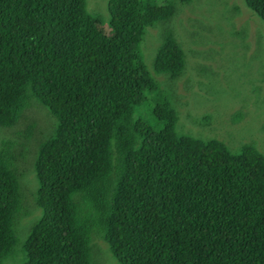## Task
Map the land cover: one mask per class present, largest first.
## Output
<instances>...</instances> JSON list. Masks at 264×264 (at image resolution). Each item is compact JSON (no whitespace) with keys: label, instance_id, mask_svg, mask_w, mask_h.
<instances>
[{"label":"trees","instance_id":"trees-1","mask_svg":"<svg viewBox=\"0 0 264 264\" xmlns=\"http://www.w3.org/2000/svg\"><path fill=\"white\" fill-rule=\"evenodd\" d=\"M174 1L107 0L105 16L85 0H0V126L18 124L14 138L29 141L49 130L35 143L37 186L22 204L17 144L0 137L11 140L0 144V264L21 254L23 264H90L92 236L119 264H264V154L181 132L142 59L146 29L171 17ZM245 4L264 25V0ZM224 29L239 38L234 23ZM205 36L181 44L164 30L153 69L183 72L184 83L188 52L200 53L197 74L211 69L196 46ZM221 42L209 45L219 52ZM148 95L147 115H135ZM32 100L47 126L27 116ZM37 209L28 230L16 228Z\"/></svg>","mask_w":264,"mask_h":264},{"label":"rangeland","instance_id":"rangeland-1","mask_svg":"<svg viewBox=\"0 0 264 264\" xmlns=\"http://www.w3.org/2000/svg\"><path fill=\"white\" fill-rule=\"evenodd\" d=\"M152 3L160 4L163 0H150ZM195 2V3H194ZM193 3H182L174 1L175 13L166 20L148 27L140 42L139 49L142 59L150 75L160 88L168 96L169 101L181 115L182 127L178 123L181 132L194 136L215 137L222 140L230 149L236 150L242 143H253L256 148L264 154V25L262 20L245 4V0H194ZM107 0H85V6L89 13H99L106 16ZM193 5V8L190 7ZM192 10V11H191ZM196 10V11H195ZM234 23L241 29L237 38L231 31L229 25ZM199 29L196 33L193 29ZM164 30H171L175 39L183 44L193 43L196 36L204 31L205 43L196 46L206 50L203 62L209 65L208 70L203 68L196 73L200 53L188 52V65L192 70L185 69L188 75L182 82L180 78H169L162 72L153 69V56L158 42ZM214 32V33H213ZM193 35L195 37H193ZM222 41L218 44L219 52L214 51L209 45L212 43L217 48L216 40ZM208 43V44H207ZM209 47V51L207 48ZM210 53V57L207 53ZM215 52V53H214ZM206 73V75H203ZM183 85L185 87L183 88ZM177 87V93L174 90ZM156 96V95H154ZM33 104H37L35 110ZM153 104V97L148 95L147 100L137 105L135 115H147L148 105ZM239 107L240 115H234L233 109ZM34 110V111H33ZM27 116L33 112V118L43 126L49 124L46 107L37 100H32L25 109ZM202 121H194V117ZM152 116H149L151 118ZM199 123V124H198ZM39 124V123H38ZM18 124L0 126V137L11 135L17 145L12 146L16 154L15 166L20 184L21 204L25 197L35 192L37 178L33 169L35 156V143L45 137L48 133L40 134L38 139L26 140L20 134ZM1 138L0 144L3 140ZM11 141V140H10ZM35 147V148H34ZM39 209V208H38ZM23 219L16 226L21 231H26L40 216L38 210ZM30 211V210H29ZM30 214V212L28 213ZM26 214V215H28ZM37 216V217H36ZM19 232V231H18ZM24 235L20 236V239ZM24 254L18 258L22 263ZM90 264H119L113 256L108 244L99 237H91L90 240Z\"/></svg>","mask_w":264,"mask_h":264}]
</instances>
